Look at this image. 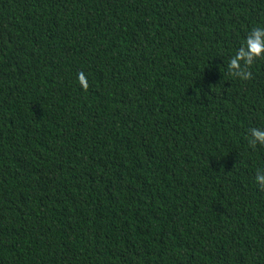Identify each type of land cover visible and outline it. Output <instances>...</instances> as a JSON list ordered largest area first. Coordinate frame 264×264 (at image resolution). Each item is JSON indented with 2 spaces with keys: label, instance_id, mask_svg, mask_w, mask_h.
Segmentation results:
<instances>
[{
  "label": "trees",
  "instance_id": "1",
  "mask_svg": "<svg viewBox=\"0 0 264 264\" xmlns=\"http://www.w3.org/2000/svg\"><path fill=\"white\" fill-rule=\"evenodd\" d=\"M255 27L264 0H0V264H264Z\"/></svg>",
  "mask_w": 264,
  "mask_h": 264
},
{
  "label": "clouds",
  "instance_id": "2",
  "mask_svg": "<svg viewBox=\"0 0 264 264\" xmlns=\"http://www.w3.org/2000/svg\"><path fill=\"white\" fill-rule=\"evenodd\" d=\"M264 56V27H255L249 33L245 40V48L240 50L238 54L230 61L232 69L240 67V61L243 59L244 63L251 64L254 58ZM247 74L242 75L241 79H247ZM78 81L81 87L87 86V78L83 73L78 75ZM250 144L255 147L257 144L264 146V130L251 129ZM255 184L264 189V172H258L255 177Z\"/></svg>",
  "mask_w": 264,
  "mask_h": 264
}]
</instances>
